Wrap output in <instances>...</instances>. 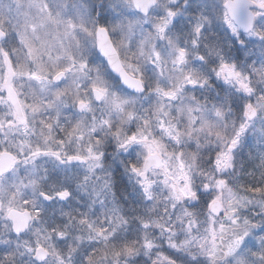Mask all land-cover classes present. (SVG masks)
I'll return each mask as SVG.
<instances>
[{"label":"clouds","instance_id":"obj_1","mask_svg":"<svg viewBox=\"0 0 264 264\" xmlns=\"http://www.w3.org/2000/svg\"><path fill=\"white\" fill-rule=\"evenodd\" d=\"M0 264H264V0H0Z\"/></svg>","mask_w":264,"mask_h":264},{"label":"snow or ice","instance_id":"obj_2","mask_svg":"<svg viewBox=\"0 0 264 264\" xmlns=\"http://www.w3.org/2000/svg\"><path fill=\"white\" fill-rule=\"evenodd\" d=\"M228 7H229V11L233 10V6L231 4H229ZM161 31H163V29H161ZM105 32L106 30L104 28L99 29V33L97 36L98 46L104 52L105 56L109 58L110 62L113 64L114 70H116L122 76H124L126 82H128L130 80V77H128L127 72L123 69L121 62L118 59V53L116 52L115 48L111 46L110 41H108L106 35H104ZM64 75H65L64 71H59L57 72L55 79L60 80ZM39 78L40 77L37 76V79ZM96 91L98 94H102V89L97 88ZM165 95H168V93H165ZM81 107H85V105L82 103ZM235 144L236 141H233V147L235 146Z\"/></svg>","mask_w":264,"mask_h":264}]
</instances>
